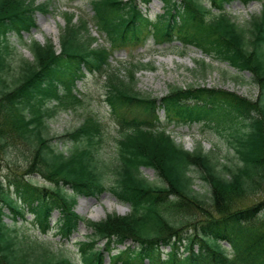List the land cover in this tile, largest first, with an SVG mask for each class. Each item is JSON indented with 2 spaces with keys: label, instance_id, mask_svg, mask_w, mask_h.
Wrapping results in <instances>:
<instances>
[{
  "label": "trees",
  "instance_id": "obj_1",
  "mask_svg": "<svg viewBox=\"0 0 264 264\" xmlns=\"http://www.w3.org/2000/svg\"><path fill=\"white\" fill-rule=\"evenodd\" d=\"M231 1L209 0L213 11L202 0H162L164 13L152 21L136 0H90L93 17L118 44H142V29L147 27L159 40L175 32L185 44H195L227 62L236 72L235 79L245 81L239 74L250 73L247 83L258 89L254 99L204 87H174L164 98L165 107L178 119L203 117L225 132L232 149V157L225 163L200 144L189 151L163 132L130 125L120 128L116 155L107 158L100 147L101 126L91 115L66 134L51 136V118L80 102L72 94L75 81L85 71H105L108 51L90 46L94 37L82 17L73 23L74 15L63 12L59 50L51 40H32L33 60L14 62L8 34L15 33L22 42V33L35 26V11H48L52 0H0V154L15 163L13 152H9L14 150L23 158L26 172L54 182L37 186L23 176L7 174L4 178L14 187L10 192L0 180V264H73L47 242L31 239L16 224H8L5 208L17 216L23 205H28L42 231L49 227L48 218L56 209L57 228L67 236L82 220L74 209L77 196L97 197L105 190L129 204L131 210L124 215L108 213L98 221L86 220L91 232L88 241L80 243L83 264L102 262L101 252L94 250V241L100 238H106V249L112 242L128 238L137 242L117 256L124 264L144 259L152 264H264V220L259 219L264 218V201L256 209L238 205L242 198L264 189V3L257 14L239 23L226 11ZM240 1L248 4L252 0ZM14 63H18L17 70ZM131 66L127 70L139 67ZM130 79L131 85L117 73H108L111 105H118L123 96L137 95L131 71ZM181 100L193 103L185 110ZM49 102L55 104L49 106ZM54 138L69 145L59 149L52 143ZM141 166L152 167L160 183L144 177ZM192 168L205 184L204 192L194 188ZM255 223L259 225L252 228ZM222 241L231 244L233 257ZM160 244L171 249L164 259Z\"/></svg>",
  "mask_w": 264,
  "mask_h": 264
},
{
  "label": "rangeland",
  "instance_id": "obj_2",
  "mask_svg": "<svg viewBox=\"0 0 264 264\" xmlns=\"http://www.w3.org/2000/svg\"><path fill=\"white\" fill-rule=\"evenodd\" d=\"M36 2H41L43 0H35ZM63 1L66 2V0H60V4H63ZM86 0H78L74 3L79 4L81 8L84 9L86 15L91 14V10L87 3H85ZM259 0H254L250 2L248 5H243L240 1L236 0L235 2L231 3L227 8L230 11L231 15L235 17V19L239 23L246 22L250 15L257 14L261 8ZM264 1V0H262ZM204 2H206L204 0ZM162 3L159 0H153L147 7V13L151 15V17L154 16L155 13L161 12ZM62 6V5H61ZM52 10L50 12L44 13L41 11H37L35 14V21H36V27L32 29V31L29 34H24V40L25 44H28L32 39L37 40L41 43H44L48 40H52V42L55 44L56 47H58V36L61 30L64 26V18L58 13V9H54L53 2L51 4ZM51 9V8H50ZM17 37L15 35H12V33L9 35V40L11 41L12 45L16 49L15 58L13 59L11 56L12 61L16 62L18 60H28L32 61L33 56L30 51V49L27 46H22L17 43ZM159 43L154 42V40L150 37L147 42V48L146 54L143 53V49H136L132 48L129 50H121L117 49L115 51V56L121 55V57H124L126 55L127 58H129L128 53H134L136 55H140V57H144L145 59H149V57L154 56L156 54L164 55L165 57L163 59H150V65L152 66L154 63V67L146 68L145 70H138L135 73L134 79H135V90L140 93H147L151 97L158 98L159 96L164 95L170 86L177 85V86H186L189 84L192 85H200V86H208V87H218L222 89L232 90L240 95L253 97L257 94V89L250 85V84H238L236 80L232 77L233 76V70L230 69L229 66L222 63H216L213 60L209 59L205 63V73L198 72L199 65L197 64V58L200 57V54H198V50L195 48H192L190 50H186V52H177L173 51L176 50L177 47L174 48H168L169 45H158ZM178 42H174L173 45L177 46ZM94 45V44H93ZM155 48H162L163 50H160L155 54H149V49H155ZM142 52V53H141ZM169 53H171L172 56H169ZM12 54V53H11ZM18 56V59L16 58ZM199 59V58H198ZM124 60V59H123ZM155 61V62H154ZM147 62L146 64H148ZM154 62V63H153ZM201 61L199 64H202ZM18 63L13 64V68L17 70ZM122 63L120 64V67L122 68ZM119 73L122 74L123 71L118 68ZM242 77L245 79H248L250 77L249 73H241ZM126 78L130 80V76L127 74ZM95 83V79H93V75H88L83 82L78 81L77 84L79 87L83 86V91L87 93L84 100L89 101V104L91 107H96L98 105L97 101L100 103L102 107H100V110L104 112V109L106 110L105 117L107 118L108 122V128L111 132L115 131L116 125L111 121V119L108 117L107 114V105L102 101H100V95L104 91V89H101V84L99 81ZM128 83V82H126ZM100 84V86H99ZM100 91V92H99ZM65 93L67 91H64ZM88 109H93L89 108ZM83 113L80 109L77 111L75 110H59V112L49 121V132L53 136H60L63 134H66L71 129L78 126L81 122ZM159 116L161 118H164V113L161 109H159ZM168 129H170L172 132H176V142L179 144H182L184 148L192 150L194 146L197 144L196 141H193V137L198 139L199 137H204L203 142V149L205 151H210L211 149H208L211 147V144L213 143L215 146V152H217V155H220L224 161L229 160V158L232 157L231 151L227 149V147H224L222 137H219L218 135H215L210 130H205L201 128L199 124H171V126H168ZM213 130L223 135L216 127L213 128ZM194 134L193 135H191ZM112 136L113 134H108ZM206 137V139H205ZM56 143L59 142L58 139H54ZM63 145H67V143L63 142ZM227 146V142L225 144ZM19 147L22 149L24 146L19 144ZM103 153L108 156H112V153L114 152L113 145L110 144L109 147H104ZM9 152H13V157L15 156L16 162H11L7 157L6 159L11 162L10 168L13 172L17 174H22L26 168V165L24 163V160L21 156L16 155L14 150H9ZM4 154H0V173L5 172L8 168L7 165L9 164L8 161H6ZM141 173L149 180H153L156 177V173L152 168L143 167L141 170ZM191 173H193L196 176V171L194 169L191 170ZM34 178V177H33ZM37 178V183L41 182V179L39 177ZM205 184L202 183L200 179L195 177L194 182V188L200 192H204L205 190ZM113 201L114 205L112 206V209L107 208L108 201ZM264 201V189H262L259 193L247 196L239 200L238 205L240 207H253L254 209L259 207V203ZM117 201L113 198L111 194H104L100 196L99 199L95 200L94 198L89 197H80L76 204V211L83 217L88 218L90 220H99L103 218L107 213L116 212L125 214L128 212V206L122 204L126 207L124 211L118 212V208L116 206ZM119 203V202H118ZM262 206V205H261ZM261 208V207H260ZM262 211L258 214H260ZM96 216L97 218H92L90 216ZM58 214L55 212L53 218H57ZM28 218H30L28 216ZM260 220H264V218L259 216ZM6 222L10 223L12 222L9 218H5ZM256 220V219H255ZM259 225V223H255L252 228H256L255 226ZM89 232L88 228L81 223L80 227L78 229V233H75L73 237L71 238V242L75 239H82L85 234ZM130 243V242H129ZM69 248L72 252H76V245L70 244ZM166 249V248H165ZM106 264H108V259L105 260Z\"/></svg>",
  "mask_w": 264,
  "mask_h": 264
},
{
  "label": "bare ground",
  "instance_id": "obj_3",
  "mask_svg": "<svg viewBox=\"0 0 264 264\" xmlns=\"http://www.w3.org/2000/svg\"><path fill=\"white\" fill-rule=\"evenodd\" d=\"M112 206H113V202L112 201L107 203V208L108 209H112ZM117 208H118V212H121V211H124L125 210V208L123 206H121V205H118ZM90 217L97 218L94 215L93 216H90Z\"/></svg>",
  "mask_w": 264,
  "mask_h": 264
}]
</instances>
